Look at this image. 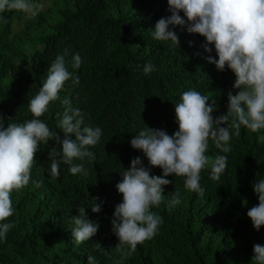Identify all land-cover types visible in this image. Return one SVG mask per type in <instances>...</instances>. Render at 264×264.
<instances>
[{
	"label": "trees",
	"instance_id": "1",
	"mask_svg": "<svg viewBox=\"0 0 264 264\" xmlns=\"http://www.w3.org/2000/svg\"><path fill=\"white\" fill-rule=\"evenodd\" d=\"M32 19L21 12L4 13L0 21V116L5 127L10 119H31L28 100L38 91L57 54L68 49L82 57L78 85L66 82L60 99L68 97L85 114V123L100 126L103 135L91 148L94 160H85L87 176L73 175L61 164L60 175L50 177L48 152L60 145L49 140L34 155L29 184L12 193L13 216L6 238L0 241V264H87L88 255L99 264H254L253 245H264V226L256 231L247 211L258 204L252 185L264 178V129L252 132L243 126L232 136L227 167L218 180L201 171L203 196L184 188L182 177H167L166 198L157 212L163 223L151 240L129 253L127 245L112 232L111 217L122 194L115 185L132 158L140 157L150 175L162 170L149 164L142 150L130 140L144 125L177 130L174 104L180 94L195 88L216 102L213 116L226 114L228 93L234 74L225 66L218 71L208 63L204 38L183 26L174 31L177 48L156 41L151 28L169 16L167 0H47ZM183 15V13H181ZM17 26V27H15ZM151 61L156 71L145 75L143 65ZM137 66H140L137 68ZM71 70V69H70ZM64 106L50 102L41 117L51 130L57 128ZM219 152L209 141L208 155ZM79 163V161H76ZM179 192L181 202L167 206L168 195ZM95 198V199H93ZM92 202L101 211H91ZM85 207L88 218L99 223L89 241L72 239L71 216ZM95 243L108 251L101 254Z\"/></svg>",
	"mask_w": 264,
	"mask_h": 264
},
{
	"label": "clouds",
	"instance_id": "2",
	"mask_svg": "<svg viewBox=\"0 0 264 264\" xmlns=\"http://www.w3.org/2000/svg\"><path fill=\"white\" fill-rule=\"evenodd\" d=\"M46 3L47 0H0V21L6 22L4 13L9 10L21 12L27 19L35 18ZM167 3L171 14L156 21L151 37L177 48L176 26L199 34L204 38V50L215 51V56L206 57L207 62L218 71L227 66L235 76L233 88L239 91L235 95L228 93L227 112L216 117L213 116L216 102L209 103L208 95L195 88L183 91L174 104L176 131L169 135L162 128L144 125L132 137L131 147L142 150L149 164L159 167L162 174L150 175L139 156L132 158L129 167L120 172L121 179L115 187L122 200L115 205L110 223L119 241L117 246L127 245L129 253L158 233L163 218L152 209L158 208L166 198L165 186L172 183L167 177H182L186 190L203 196L201 171L210 166V178H220L227 167L226 154L231 151L232 136L240 135L241 126L252 132L264 129V0H167ZM68 55V49L56 55L39 91L28 100L31 119L22 122L10 119L5 127L0 116V241L13 226L8 219L15 211L12 193L29 184L36 163L34 155L41 144L47 146L52 140L61 146L59 150L51 147L48 152V173L52 178L59 177L61 164L68 165V172L73 175L87 176L84 161L95 159L91 148L100 141L102 128L85 123L86 114L74 107L68 97L60 99L66 82L74 86L80 83L75 70L80 68L82 57L73 52L66 59ZM142 71L150 74L156 71V66L148 61ZM56 100L64 106L63 112L57 114L60 116L57 128L63 138L41 119L50 102ZM209 141L219 150L214 156L207 154ZM252 188L258 204L247 211V217L259 231L264 226V178L256 180ZM180 202L176 190L168 195L169 208ZM90 208L93 213L101 211V205L94 202ZM71 222L72 239L77 244L89 241L100 226L88 218L85 207L77 209ZM95 248L101 254H108L99 243H95ZM252 260L254 264H264V245H253ZM87 264H99V261L96 256L88 255Z\"/></svg>",
	"mask_w": 264,
	"mask_h": 264
},
{
	"label": "rangeland",
	"instance_id": "3",
	"mask_svg": "<svg viewBox=\"0 0 264 264\" xmlns=\"http://www.w3.org/2000/svg\"><path fill=\"white\" fill-rule=\"evenodd\" d=\"M47 4H48V3H46V5H47ZM15 27H17V26H15ZM251 206H253V205H252V204H251V205H250V204L248 205L249 208H250Z\"/></svg>",
	"mask_w": 264,
	"mask_h": 264
}]
</instances>
